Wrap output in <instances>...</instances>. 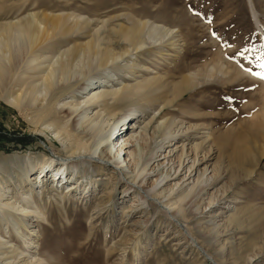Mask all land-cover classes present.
<instances>
[{"label": "rangeland", "instance_id": "374dc122", "mask_svg": "<svg viewBox=\"0 0 264 264\" xmlns=\"http://www.w3.org/2000/svg\"><path fill=\"white\" fill-rule=\"evenodd\" d=\"M23 18L39 27L29 37L27 56L36 62L45 56L42 67L62 50L110 55L91 64L80 88L67 86L52 96L41 88L36 103L21 109L0 98V186L5 195L19 201L29 186L22 178L19 187L17 174L36 177L51 151L55 160L66 155L51 133L40 130L44 122L57 125L62 119L54 114L44 120L42 109L60 98L81 102L101 83L105 92L131 93L111 102L101 115L106 129L114 130L115 149L132 126L133 135L146 126L151 137L147 146L140 145L142 161L150 151L157 156L148 166L144 188L173 177L182 144L187 150L200 146L199 160L211 148L208 164L217 168V177L211 184L203 178L177 188L188 174L190 163H185L178 179L158 189L159 199L180 209L175 222L125 185V177L138 175L142 162L129 165L125 180L97 163L79 165L57 187L59 197L47 191L28 206L41 219L33 214L15 230L11 222H0V236L19 249L31 240L30 255L48 264H264V0H0V29ZM131 23H146L143 30L149 23L169 34L132 46L124 39ZM146 34L140 33L139 41ZM210 64L237 67L242 76L208 84L190 77ZM187 84L191 88L180 94ZM165 124L175 133L158 149ZM18 139L29 147L21 148ZM133 144L127 150L137 153ZM238 162H244L243 173L236 169ZM205 166L202 161L196 172L203 173ZM52 168L43 170L49 174ZM51 180L43 183L55 188ZM38 185L35 192L42 189Z\"/></svg>", "mask_w": 264, "mask_h": 264}, {"label": "bare ground", "instance_id": "6f19581e", "mask_svg": "<svg viewBox=\"0 0 264 264\" xmlns=\"http://www.w3.org/2000/svg\"><path fill=\"white\" fill-rule=\"evenodd\" d=\"M58 21L54 22L55 27H58L59 24L56 23ZM132 23L131 29L125 34L126 38H124L125 42L132 46L138 45L140 42L144 44L143 41H151V38L153 40L156 38L160 40L169 34L167 31L149 23H147L148 27L145 30H143V28L146 23H136V25ZM38 29L39 27L34 21H25L24 18L19 19L14 23L5 24L0 29V47L4 50L3 55L0 56V98L18 109L29 104H35L37 94H40L41 88L51 96L53 92L59 91L61 88H67V86L80 88V81L86 76V74L85 76L82 75L89 70L91 64L94 62L99 64L100 60H106L110 55L108 51H105L101 55V53L95 49H88L89 51H94V53L88 52L84 56V53L79 54L78 52H70L69 49L62 50L54 56L51 63L46 67H42V64L46 60L45 56L38 60L39 62H36L34 56H27L28 51L30 50L28 41L29 37L33 31H37ZM145 32L147 33V36H145L144 40L139 41L140 33ZM148 33H150V35ZM21 54L24 55L23 59L29 58L28 62L25 61L28 63L25 68L22 67L25 62L22 64L23 59ZM34 62L35 64H32ZM36 63H40L41 67ZM39 69H44L43 72L45 73L37 78L34 74L36 73V70L38 71ZM230 76H233V81H236V79H240L242 73L237 67H224L222 65L210 64V66L204 67L198 72H194L190 77L197 78L196 80L200 81L199 83L201 84H208L215 81H222L223 83ZM87 82L88 81H86V83ZM101 85H103V83L90 89L81 102L71 103V101H61L64 98H60V100L56 99L52 104L49 103L48 106L46 105L47 107L42 109V118L44 120L50 118V116H53L54 114L59 115L62 119V123L57 125L54 123L46 124L44 122V125L42 124L43 126H41L42 128L40 130L51 133V137L64 147L66 155L59 159L57 158L59 156H56L57 160H55V152L51 151V157L44 159V161L40 163V172H43L45 176L48 172L45 169L43 170L44 167H55L50 169L48 174V176L52 178L51 184L56 181L55 188L53 186L47 187V184L43 183L42 177L44 175L38 180L40 172L35 177V175H28L26 171L23 172L22 176L19 174L16 175V181L19 182V187L22 185L24 178L26 179L25 186H29L27 189L29 192L28 195L25 194L19 201H16L13 197L5 195L8 192H4V188L0 186V222H4V225L11 222V226L14 229V227L23 225V223L33 214L36 215V217L38 216L37 218H40V213L29 210L28 206L33 205L34 199L39 197V195L48 193L47 191L55 192L57 195L56 197H59L57 187L66 184L67 172L69 170L75 171L79 169V165H91L97 163L102 169H112L117 172L119 177L121 176L123 178L125 173H129V165L134 163L135 167H137L140 165L139 162H142L143 167L140 166L138 168V175H134V173L132 177H125L126 180L123 178L126 183L125 185L128 186L129 190L132 189L137 192L139 199L142 200L143 203L150 201V203L160 208L161 211L173 221L177 220L176 216L180 209L176 211L173 204L165 203L159 199L161 193L159 195L156 194L158 189H160L167 180L178 179L185 163H190V165L187 166L188 174L180 179L177 183V185L179 184L177 188H180L183 185L186 187L189 184L197 183L199 182V179L203 178H206L207 184H211L209 182H214L213 180H216L217 168L208 164L212 155L210 154L211 148L207 150V157L204 155L202 159L199 160L198 154L201 152L199 151L200 146L198 147L197 144H194L189 148V151L185 148V145L182 144L177 146L181 148L177 168L175 170L170 168V172L173 170V177L170 178V175L165 176L162 179L156 180L152 186L144 188L145 177L149 175V173H146L148 166L157 161V156L155 152L151 153L150 151L148 157L142 161L140 145L147 146L151 141V137L147 135L146 126L138 134L135 133L133 135L132 131H130L133 128L132 126L128 128L130 130H127V132L119 138L120 142L118 145L116 144L117 148L115 149V145L111 142L114 130L110 127L106 129L104 123L101 121V115L103 110L111 104V102H117L122 98L128 97L131 93L125 91L124 93L117 95L118 91L105 92L100 89L102 88ZM191 86L192 84H187L180 90V94L183 95L185 91L187 92V90L191 88ZM9 92H11V94ZM6 93H9L12 96L8 98L10 95L8 96ZM262 118H264V115ZM261 126L264 131V122H262ZM172 129L173 128H171L170 125L166 126V124L161 127L158 142L155 144L156 148L163 149L164 144L171 140L175 133V131L172 133ZM208 138L209 135L207 134V139ZM208 142L209 141L207 140V144ZM132 144L135 146L137 153L127 150ZM175 148L176 147H174V149ZM174 149L168 150L167 155L172 156V153L176 150ZM220 151L221 149L219 148L218 152L221 153ZM263 153L264 151L262 154ZM202 161L207 162V167L205 166L204 170H202L203 173L199 174L195 169ZM59 162L60 164H57ZM168 162L169 160H167V163ZM236 169L243 173L244 162H238ZM192 172L196 174L195 179L192 178ZM142 177H144V179L143 181H140L139 178ZM37 184H39L42 189L35 192L34 189ZM21 187L23 188V186ZM68 188L70 191H75L77 187H74V184H68ZM31 190H33V192H31ZM23 243L26 247H24V249H19L18 246L13 244L11 239L4 240L0 236V264H48L42 259H36L35 255L33 257L30 255L29 249L33 248L31 240L24 241Z\"/></svg>", "mask_w": 264, "mask_h": 264}, {"label": "trees", "instance_id": "16d2710c", "mask_svg": "<svg viewBox=\"0 0 264 264\" xmlns=\"http://www.w3.org/2000/svg\"><path fill=\"white\" fill-rule=\"evenodd\" d=\"M17 144L20 145L21 148H27L29 147L30 143L26 142L25 140L18 139Z\"/></svg>", "mask_w": 264, "mask_h": 264}, {"label": "water", "instance_id": "95a60500", "mask_svg": "<svg viewBox=\"0 0 264 264\" xmlns=\"http://www.w3.org/2000/svg\"><path fill=\"white\" fill-rule=\"evenodd\" d=\"M206 259L212 262V260H210L209 258H207V256H206Z\"/></svg>", "mask_w": 264, "mask_h": 264}]
</instances>
